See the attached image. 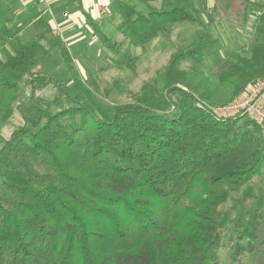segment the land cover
Wrapping results in <instances>:
<instances>
[{
  "label": "trees",
  "instance_id": "1",
  "mask_svg": "<svg viewBox=\"0 0 264 264\" xmlns=\"http://www.w3.org/2000/svg\"><path fill=\"white\" fill-rule=\"evenodd\" d=\"M159 1L161 9L148 15L120 2L123 37L143 48L188 23L199 27L197 39L132 103L105 106L76 72L75 95L35 72L54 50L72 64L53 34L0 58V178L15 196L0 219V264H218L228 241L231 264L264 255L262 129L247 117H218L211 94L193 90L182 65H204L217 42L195 0ZM10 25L0 4V41L13 38ZM247 55L228 65L235 93L264 78V19ZM22 82L30 95L16 108ZM51 85L54 100L42 99L40 116L27 117L23 108ZM17 110L25 125L4 139ZM76 117L80 123L67 129L64 121ZM260 176L263 185H252ZM198 185L202 194L193 200Z\"/></svg>",
  "mask_w": 264,
  "mask_h": 264
},
{
  "label": "rangeland",
  "instance_id": "2",
  "mask_svg": "<svg viewBox=\"0 0 264 264\" xmlns=\"http://www.w3.org/2000/svg\"><path fill=\"white\" fill-rule=\"evenodd\" d=\"M203 18L209 25L211 39L217 42L214 49L215 54L205 59L202 66H193L192 63H184L182 68L190 74L192 88L198 93H210L211 106L218 107L236 100H239L242 93L249 84L260 79L248 82L245 88L238 93L233 89V79L228 78V65L234 64L237 57H248V51L255 40V29L264 19V0H251L246 3L244 0H206L204 7H201ZM261 12V15L258 13ZM199 27L188 23L177 26L173 35L165 39L158 38L147 47H136L126 40L120 32L108 31L111 45L114 50L108 48L100 38L93 39L95 34L91 31L82 33L83 40L76 47H68L72 64L68 67L63 55L54 50L34 69L35 72L52 78L64 87L65 91L71 94L80 92L77 86L70 82L75 72L79 74L82 82L90 89L97 100L108 107L123 105L135 101V97L145 85H154L159 80V74L165 69L172 55L179 49L190 46L197 39ZM93 35V36H92ZM26 35L22 42L26 41ZM8 41H0V58L9 56L14 51L15 43L8 45ZM48 47L47 42H43ZM130 59L128 63H123ZM231 64V65H232ZM28 82V81H27ZM27 82L20 84L19 102L15 105L19 108L22 101L28 99L29 91ZM194 91V92H196ZM83 93H81L82 95ZM57 95V85H51L46 90L36 94L33 105L23 108L25 115L39 117V108L42 99L51 101ZM44 103L43 101H41ZM55 107L52 108L54 110ZM25 118L18 110L14 113V122H11L5 129L2 137L9 139L12 131L25 125ZM80 117L67 118L64 124L71 130L80 123ZM3 158H0V161ZM30 160L37 164V159L30 156ZM261 177L253 180L252 185L262 186ZM194 199L200 198L202 187H195ZM242 191L232 196L233 200L228 201L226 206L234 204V199L240 197ZM15 196L7 191L0 178V219L2 210L9 209ZM187 205V203H186ZM182 221L188 215V207H182ZM219 250L218 264H231V243ZM263 250L262 247L258 248ZM258 259H264L260 252L255 255L244 254L236 264H258Z\"/></svg>",
  "mask_w": 264,
  "mask_h": 264
},
{
  "label": "crops",
  "instance_id": "3",
  "mask_svg": "<svg viewBox=\"0 0 264 264\" xmlns=\"http://www.w3.org/2000/svg\"><path fill=\"white\" fill-rule=\"evenodd\" d=\"M120 2L136 7L144 15L161 9L159 0H0L14 35L7 46L15 43L11 54L14 55L33 38L49 34L62 40L67 48L87 42L81 35L88 31L95 34L94 40L101 35L112 38L108 31L120 32ZM195 2L198 10L206 4V0ZM26 35V41L22 42Z\"/></svg>",
  "mask_w": 264,
  "mask_h": 264
},
{
  "label": "built area",
  "instance_id": "4",
  "mask_svg": "<svg viewBox=\"0 0 264 264\" xmlns=\"http://www.w3.org/2000/svg\"><path fill=\"white\" fill-rule=\"evenodd\" d=\"M211 109L222 118L239 116L249 118L261 127L264 138V78L249 84L239 100Z\"/></svg>",
  "mask_w": 264,
  "mask_h": 264
}]
</instances>
